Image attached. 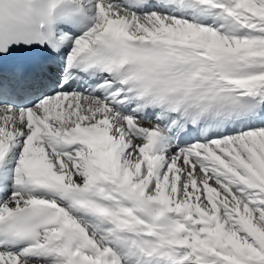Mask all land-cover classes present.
I'll list each match as a JSON object with an SVG mask.
<instances>
[{"label":"snow or ice","instance_id":"obj_1","mask_svg":"<svg viewBox=\"0 0 264 264\" xmlns=\"http://www.w3.org/2000/svg\"><path fill=\"white\" fill-rule=\"evenodd\" d=\"M0 264H264V0H0Z\"/></svg>","mask_w":264,"mask_h":264}]
</instances>
